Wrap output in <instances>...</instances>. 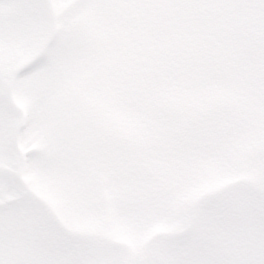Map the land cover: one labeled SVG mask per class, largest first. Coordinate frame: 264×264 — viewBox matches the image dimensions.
<instances>
[{"label":"rangeland","instance_id":"1","mask_svg":"<svg viewBox=\"0 0 264 264\" xmlns=\"http://www.w3.org/2000/svg\"><path fill=\"white\" fill-rule=\"evenodd\" d=\"M84 1L55 0L57 39L13 81L17 61L42 46L52 24L46 0H0V8L8 3L0 19V81L12 85L13 102L27 114L19 145L38 147L29 162L35 191L75 233L127 246L128 264H264V195L251 192L264 193V0L80 6ZM131 32L145 36L140 46ZM122 67L139 96L135 105L119 83ZM171 83L178 86L167 95L157 87ZM148 96L160 100L146 106ZM15 109L0 123V264H124L126 252L99 238L73 235L63 249L73 248L74 256L66 259L37 233L50 226L59 241L66 234L17 199L21 159L10 146L21 113ZM172 131L180 141L169 149L171 161L163 148ZM125 133H143L144 141L123 150ZM98 184L109 200L105 217L95 203ZM155 231L164 236L140 253Z\"/></svg>","mask_w":264,"mask_h":264},{"label":"bare ground","instance_id":"2","mask_svg":"<svg viewBox=\"0 0 264 264\" xmlns=\"http://www.w3.org/2000/svg\"><path fill=\"white\" fill-rule=\"evenodd\" d=\"M32 163H29V165L26 167V174H27V177L29 179V182L31 180V177H32V173H33V168H32Z\"/></svg>","mask_w":264,"mask_h":264}]
</instances>
